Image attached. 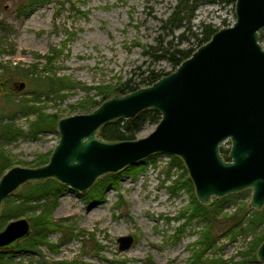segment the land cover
Returning <instances> with one entry per match:
<instances>
[{
	"label": "rangeland",
	"instance_id": "rangeland-1",
	"mask_svg": "<svg viewBox=\"0 0 264 264\" xmlns=\"http://www.w3.org/2000/svg\"><path fill=\"white\" fill-rule=\"evenodd\" d=\"M18 2H0V125L11 124L21 132L12 140L2 138L0 149L12 158L14 166L33 167L40 154L49 158L59 139L56 126L33 134L30 122L37 113L24 110L22 102L61 118L84 113L78 106L85 100L106 98L103 87L129 79L137 82L153 69L175 70L168 60H155L147 51L158 38H172L160 27L177 0H48L23 15L16 10ZM234 20V2L203 3L195 10L183 42L177 44L182 28L174 31L173 46L195 48L202 24L221 28ZM23 69L67 83L36 91L29 78L15 77ZM155 125L145 122L136 138L150 133ZM229 145L228 141L222 143L224 148ZM168 161L169 156L159 154L144 164H135L138 169L134 173L125 168L116 172L120 173L118 184L106 185L98 200L84 195L106 175L82 194L66 186L52 210L61 230L49 232L47 243L39 244L36 251L18 249L21 242H17L12 252V248L3 251L0 264H187L204 223L196 217L189 219L186 190L170 188L180 170H169ZM23 187L11 199H16ZM233 195L223 214H231L239 206L255 210L248 206L250 189ZM91 210L93 216L88 215ZM233 223L232 218L223 217L213 224L217 241L208 255L222 258L224 264L249 259L243 251L254 232L244 228V220L242 231L232 240L229 231ZM263 227L264 221L260 229ZM125 235L134 241L130 248L119 250L117 238Z\"/></svg>",
	"mask_w": 264,
	"mask_h": 264
},
{
	"label": "water",
	"instance_id": "water-1",
	"mask_svg": "<svg viewBox=\"0 0 264 264\" xmlns=\"http://www.w3.org/2000/svg\"><path fill=\"white\" fill-rule=\"evenodd\" d=\"M234 22L217 29L176 69L152 84L113 94L89 112L61 117L59 135L48 161L15 165L0 176L3 201L26 182L56 181L77 193L102 175L116 173L153 155L181 159L202 205L213 198L250 189L248 206H264V0H235ZM20 88L23 83H20ZM155 110L160 120L145 136L107 140L100 129L117 119ZM230 145L225 158L222 143ZM30 234L24 218L0 230V249ZM131 235L117 238L119 250L131 247ZM264 264V239L256 250Z\"/></svg>",
	"mask_w": 264,
	"mask_h": 264
},
{
	"label": "trees",
	"instance_id": "trees-1",
	"mask_svg": "<svg viewBox=\"0 0 264 264\" xmlns=\"http://www.w3.org/2000/svg\"><path fill=\"white\" fill-rule=\"evenodd\" d=\"M4 0H0L2 2ZM16 5V10L19 14H26L30 9L36 5L44 4L48 0H18ZM215 0H177L173 6L170 13L166 16L164 20L161 21V30L164 32L165 36H171V39H157L156 45H150V51H147L151 57L155 60L166 59L168 60L174 69L179 65L181 61L186 59L191 55V53L199 47L201 44L209 40L211 35L219 29V27H214L211 24H202L201 34L202 36L198 38V44L194 47L179 48L173 46V33L175 30L182 28L177 36L179 42H183L184 33L191 29V21L194 18V13L197 7L203 3H210ZM235 2V0H230ZM259 42L264 48V29L260 31ZM157 52V53H156ZM169 72H163V70H149L142 76L139 81L135 82L132 80H126L117 86H107L101 88V91H105L106 98L113 94L119 93L124 94L133 91L141 86H146L152 84L154 81L158 80L162 76L168 74ZM36 74V75H35ZM27 77L31 84L37 88L36 91H47L53 90L55 87L61 88L63 84L67 81H61V79H51L50 76L44 73L37 74L35 71H30L28 69H23L22 73H17L15 77ZM14 77V76H13ZM104 98V99H106ZM103 99V100H104ZM101 101H94L93 99L85 100L80 103L78 108L80 112H89L91 109L98 106ZM22 102L20 107L24 110L36 112V119L30 122V128L33 134L54 128L56 126V121L59 119L56 114H48L39 107L27 106ZM160 120V114L155 110H144L139 112L133 118L127 119H117L115 121L109 122L100 129V136L107 140H131L136 138L137 131L145 122H151L157 124ZM21 132L19 129L12 128L11 124L6 126L0 125V140L4 138L7 140H12L19 136ZM221 152L225 158H227L228 148L221 147ZM156 157L153 155L148 157L139 163H146L151 158ZM48 161V155L40 154L34 162L33 167L45 164ZM168 169L171 167H176L180 170L178 179L174 181L170 188L174 190L184 189L189 196V206L188 213L189 219L194 217L198 221H202L203 227L199 231V237L193 243V249L191 255L187 259V264H224L225 261L220 257H212L208 255V251L211 250L217 241V237L213 232V224L216 219L229 217L234 220L232 224L229 235L230 239H235V237L242 231V221L247 220L245 229L253 230L254 235L247 245V249L244 252L248 256V261H235L233 264H246V262H257L256 250L259 244L264 239V227L260 229V226L264 221V211L260 210H247L244 206L237 207L231 214H223V210L231 202L233 194L214 198L210 205L200 204L193 192V185L190 181L185 167L180 158L176 156H169ZM14 166V161L7 155L2 149H0V176L5 170ZM138 167L136 165H129L125 167V171H130L134 173ZM120 173H111L106 176H102L92 188L84 195L88 200H98L102 198L101 191L105 189L108 184H118L117 177ZM66 186L55 179H46L42 182H27L24 184L23 189L18 192L16 199H11V195L3 201L2 209L0 212V229L4 227L11 219H16L21 216H26L31 222V231L28 237L19 241L17 245L18 249L36 251L37 246L41 243H47V234L55 230H61L60 224L56 222L52 216V210L57 204V199L61 191ZM83 197V195H81ZM39 210L38 213L36 211ZM13 251V247H11ZM9 248V249H11ZM4 250L0 249V260L4 257ZM242 252V253H243ZM49 264V263H48ZM51 264H69L66 261H54Z\"/></svg>",
	"mask_w": 264,
	"mask_h": 264
},
{
	"label": "bare ground",
	"instance_id": "bare-ground-1",
	"mask_svg": "<svg viewBox=\"0 0 264 264\" xmlns=\"http://www.w3.org/2000/svg\"><path fill=\"white\" fill-rule=\"evenodd\" d=\"M93 214H94L93 210L89 211V213H88L89 216H93Z\"/></svg>",
	"mask_w": 264,
	"mask_h": 264
},
{
	"label": "flooded vegetation",
	"instance_id": "flooded-vegetation-1",
	"mask_svg": "<svg viewBox=\"0 0 264 264\" xmlns=\"http://www.w3.org/2000/svg\"><path fill=\"white\" fill-rule=\"evenodd\" d=\"M5 251V249H3Z\"/></svg>",
	"mask_w": 264,
	"mask_h": 264
}]
</instances>
